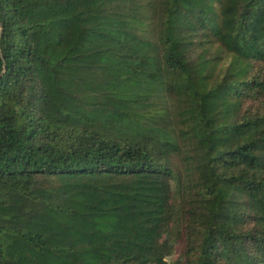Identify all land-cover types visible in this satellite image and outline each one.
<instances>
[{"label": "trees", "instance_id": "trees-1", "mask_svg": "<svg viewBox=\"0 0 264 264\" xmlns=\"http://www.w3.org/2000/svg\"><path fill=\"white\" fill-rule=\"evenodd\" d=\"M264 264V0H0V264Z\"/></svg>", "mask_w": 264, "mask_h": 264}, {"label": "rangeland", "instance_id": "rangeland-1", "mask_svg": "<svg viewBox=\"0 0 264 264\" xmlns=\"http://www.w3.org/2000/svg\"><path fill=\"white\" fill-rule=\"evenodd\" d=\"M181 247H182V244H178L176 246V249L174 251V253L168 257H166V260L169 264H173V262L177 259H180V256H181Z\"/></svg>", "mask_w": 264, "mask_h": 264}]
</instances>
